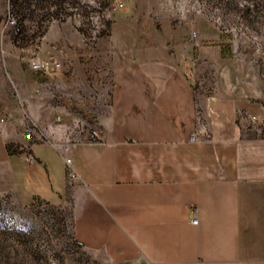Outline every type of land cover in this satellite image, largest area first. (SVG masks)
<instances>
[{"label":"crops","instance_id":"1","mask_svg":"<svg viewBox=\"0 0 264 264\" xmlns=\"http://www.w3.org/2000/svg\"><path fill=\"white\" fill-rule=\"evenodd\" d=\"M198 57L215 62L200 90L172 61L127 64L96 141L35 94L21 113H0V195L69 198L77 242L111 264H264V99L219 45Z\"/></svg>","mask_w":264,"mask_h":264},{"label":"rangeland","instance_id":"2","mask_svg":"<svg viewBox=\"0 0 264 264\" xmlns=\"http://www.w3.org/2000/svg\"><path fill=\"white\" fill-rule=\"evenodd\" d=\"M201 45H219L250 93L264 99V0H0V113H21L35 94L51 101L56 117L91 130L132 61H172L199 90L209 88L215 62L198 57ZM33 52L53 55L60 70H31ZM71 216L69 198L23 204L0 195V264H111L77 242Z\"/></svg>","mask_w":264,"mask_h":264},{"label":"built area","instance_id":"3","mask_svg":"<svg viewBox=\"0 0 264 264\" xmlns=\"http://www.w3.org/2000/svg\"><path fill=\"white\" fill-rule=\"evenodd\" d=\"M7 23L13 24L15 23V16L13 13H9L7 17ZM29 67L33 71L54 75L56 74L60 68L61 63L57 58H55L53 55H40L37 52L31 53L27 58ZM35 122L32 120L31 117L28 115H24L21 122H20V129L22 134L25 138H31L32 135H34L35 131ZM98 138L96 130H91L88 133V140L90 141H96ZM29 160L32 161V157L29 156ZM66 164L70 163V158H65ZM197 219L196 217L191 218L192 223H196Z\"/></svg>","mask_w":264,"mask_h":264}]
</instances>
